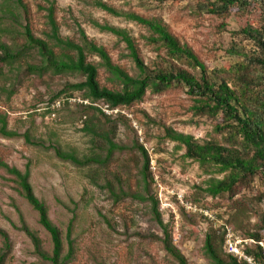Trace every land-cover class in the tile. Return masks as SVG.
I'll return each instance as SVG.
<instances>
[{
    "label": "rangeland",
    "instance_id": "1",
    "mask_svg": "<svg viewBox=\"0 0 264 264\" xmlns=\"http://www.w3.org/2000/svg\"><path fill=\"white\" fill-rule=\"evenodd\" d=\"M97 1L23 0L24 7H20L15 0H0V41L12 49L26 46L27 25L35 37L49 40L48 8L54 5L62 38L83 44L84 33L89 41L105 47L114 63L133 74L138 70L125 43L101 25L126 29L136 38L149 67L164 68L173 62L163 48L145 40V27L99 7ZM101 1L120 12L160 18L182 43L192 47L213 77L217 73L229 77L230 69L244 60L229 52L234 47L249 54L256 49L252 40L240 34L241 27L264 26V0H248L226 15L201 10L200 3L206 0ZM86 54L99 67L100 83L113 87L110 73L100 65L101 58L89 51ZM41 64L34 47L13 64L0 63V127L4 118L6 129L16 133L7 136L0 132V159L21 171L29 169L35 194L46 203L50 219L61 231L63 256L69 250L70 231L74 250L68 264H178L161 241L165 227L188 264H214L205 252L210 227L223 236L226 253L252 264L259 246L264 250V173L239 184L234 193L211 196L206 191L209 180L224 174L186 157L185 149L165 136V129L171 127L199 142L226 144V134L215 128L220 120L195 115L193 97L182 85L158 94L148 91L141 101L114 110L105 101H97L94 105L110 117L106 119L97 110L85 112L80 104L90 101L84 99L83 91L70 88L85 80L83 74L57 73L51 68L38 73L29 68ZM56 101L64 106L56 108ZM90 115L103 131L112 129L110 135L116 143L125 145L108 161L103 137L85 129ZM135 142L145 147L150 158L147 182L142 173L144 156ZM58 151L74 154L80 162L67 160ZM94 157L101 161L90 160ZM154 203L163 225L156 219ZM24 223L40 237L42 248L52 253V237L40 224L38 212L24 197L17 177L0 166V227L12 242L5 264H52L36 252L22 230ZM256 232L262 234L263 244H255L251 234ZM229 240L238 253L231 251ZM2 247L0 235V250ZM260 263L264 264V257Z\"/></svg>",
    "mask_w": 264,
    "mask_h": 264
},
{
    "label": "trees",
    "instance_id": "2",
    "mask_svg": "<svg viewBox=\"0 0 264 264\" xmlns=\"http://www.w3.org/2000/svg\"><path fill=\"white\" fill-rule=\"evenodd\" d=\"M163 1V0H160ZM248 0H206L200 3V9L217 15H226L235 7H244ZM17 5L24 7L23 0H15ZM97 5L113 14L125 15L127 18L141 24L148 31L145 40L154 44L158 49L163 48L165 53L173 61L168 67L151 68L140 55L139 46L135 37L120 27L109 24L101 25L122 40L128 50L127 55L133 60L138 70L133 74L125 67L114 63L105 47L89 41L85 34L84 43L79 44L72 39H64L59 34V25L55 17V7L51 5L48 10L50 26L49 40L35 37L27 25L25 32L26 46L20 49H12L6 42L0 41V63L13 64L25 50L34 47L41 56V65H29L31 71L42 73L53 69L57 73L65 71H77L85 76L84 81L70 85L72 90L84 92V99L89 104H80L87 112L91 109L99 111L106 119H110L98 106L97 101L103 100L109 109L119 106H129L141 101L148 91L162 93L173 85H182L193 97L192 110L195 115L208 116L217 120L215 128L226 134V144L213 140L199 142L193 135L177 131L171 127L165 129V136L178 143L185 149L184 155L196 160L203 167H216L217 172L223 177H212L206 191L211 196L224 193H234L235 188L242 183L264 173V26L259 28L253 24L243 25L240 34L252 40L256 49L245 53L234 47L231 53L244 56V60L236 63L233 69L226 75L218 73L210 74L206 64L188 44H184L175 36L167 24L160 18H147L136 13L120 12L113 6L103 1H97ZM92 52L101 58L100 65L109 73V79L113 87H107L100 83L99 67L96 63L87 60L86 52ZM183 64L188 65L187 67ZM196 70L197 72H193ZM220 73H224L218 70ZM215 73V72H214ZM64 106V103L59 107ZM0 132L4 135H14L13 131L6 129V121L1 118ZM94 116L90 115L85 120V129L95 135L103 137L107 144L105 159L108 161L117 150H123L125 145L116 143L111 135L112 129L103 131L98 123L93 122ZM116 127L113 129L115 130ZM111 134V135H110ZM144 156L143 178L147 182L150 174V158L143 145L135 142ZM67 160L79 163L80 160L70 153H61ZM96 162L98 157L91 158ZM0 166L17 177L22 193L29 204L38 212L39 222L50 233L53 240L52 253L42 248L40 237L25 223L22 230L33 241L36 252L52 264H68L73 254V240L70 231L68 233L69 250L66 255L63 252V238L60 229L53 223L48 214V207L34 192L27 168L21 171L17 167L10 166L0 159ZM110 189L111 183L107 182ZM116 194L115 191L112 190ZM127 194V192H126ZM154 213L159 223L163 225L157 203L153 204ZM264 228V216L262 218ZM0 235L3 237V247L0 250V264H5L8 253L11 251L12 242L8 232L0 227ZM256 240L263 237L260 232L252 233ZM161 241L165 250L177 261L178 264H188L187 257L174 244L172 234L164 228V237ZM223 236L210 227L205 238V252L214 264H248L246 260H240L233 254L226 253L223 249ZM256 253V260H263V249ZM251 254L252 250L247 249ZM253 254V253H252ZM261 257V258H260Z\"/></svg>",
    "mask_w": 264,
    "mask_h": 264
},
{
    "label": "built area",
    "instance_id": "3",
    "mask_svg": "<svg viewBox=\"0 0 264 264\" xmlns=\"http://www.w3.org/2000/svg\"><path fill=\"white\" fill-rule=\"evenodd\" d=\"M62 104V102L61 101H56V105H57V107H59L60 105ZM111 110H114V109H111ZM206 214L210 217V218H213V219H215V217H214V215L212 214V213H209V212H206ZM254 242H256V241H254ZM258 242V243H257ZM257 242L255 243V244H259V243H261V244H263L262 242H261V240H257ZM228 245L230 246V248H231V251H233V252H237L238 253V248L237 247H235L233 244H232V242L229 240L228 241ZM241 252V251H240ZM245 251H242L241 253H244ZM263 252H264V250H263ZM246 253V252H245ZM240 255V254H239ZM248 255H251V254H249L248 253ZM252 256V255H251ZM245 258H247L246 256H245ZM252 258H253V262H251V259H249V261L252 263V264H261L260 263V261L259 260H256V258L255 257H253L252 256ZM246 260V259H245Z\"/></svg>",
    "mask_w": 264,
    "mask_h": 264
}]
</instances>
